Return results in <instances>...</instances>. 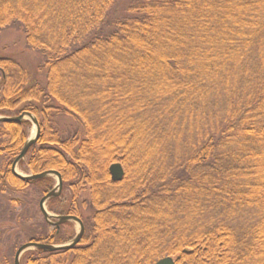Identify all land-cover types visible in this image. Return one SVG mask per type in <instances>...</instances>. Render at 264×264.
<instances>
[{
	"label": "trees",
	"instance_id": "1",
	"mask_svg": "<svg viewBox=\"0 0 264 264\" xmlns=\"http://www.w3.org/2000/svg\"><path fill=\"white\" fill-rule=\"evenodd\" d=\"M119 2L0 0V31L41 59L0 57V116L36 118L20 166L56 171L48 208L84 226L20 264H264V0ZM29 126L0 123V264L66 243L39 215L52 179L10 172Z\"/></svg>",
	"mask_w": 264,
	"mask_h": 264
},
{
	"label": "water",
	"instance_id": "2",
	"mask_svg": "<svg viewBox=\"0 0 264 264\" xmlns=\"http://www.w3.org/2000/svg\"><path fill=\"white\" fill-rule=\"evenodd\" d=\"M24 120H28L31 122L33 129L32 133L29 136V138L26 140L25 144L23 145L21 151L19 152L18 156L14 159V161L11 164V174L17 178L18 180L22 182H34L40 179L48 178L55 176L57 178V184L55 187L44 197L41 198L39 201V209L40 213L44 219V221L52 227H58L59 225L65 224V223H76L78 225V232L76 233L75 237L73 240H71L68 244L65 245H48V244H37V243H26L21 245L17 251L14 254L13 258V264H20V258L21 256L31 250H39L44 253H53L57 251H67L75 247L81 240L83 233H84V228L82 222L74 217V216H52L50 215L44 205L46 204L47 201H49L52 198H57L62 190V180L60 175L55 172V171H46L42 172L40 174L36 175H31V176H22L19 173L16 172V167L18 166L19 162L23 160V158L26 156V153L28 149L35 145L40 129L38 126V122L34 116H32L29 113H23L17 117H1L0 116V123H20ZM108 172L110 175V179L112 182H120L123 177H124V170L122 166L119 163H113L109 166ZM56 220V222H53V220ZM155 264H174V260L171 257H165L159 261H157Z\"/></svg>",
	"mask_w": 264,
	"mask_h": 264
},
{
	"label": "rangeland",
	"instance_id": "3",
	"mask_svg": "<svg viewBox=\"0 0 264 264\" xmlns=\"http://www.w3.org/2000/svg\"><path fill=\"white\" fill-rule=\"evenodd\" d=\"M124 1L125 0H120V2L115 6L116 10L118 12L122 11L123 7L125 6L124 3H126V2H124ZM0 57L11 58V59L15 60L16 62H18L21 66L27 68V70L30 72V74H33L34 76L38 75L36 67L39 64L41 59L39 58V56L36 52L31 51L28 48H26L25 43H24V39H23V35L19 31L12 30V29L0 31ZM39 75H41V74H39ZM37 78H39V76ZM17 115L19 116V114H16L15 116H17ZM32 129H33V126L30 124V126L28 128L30 135L32 133ZM25 171L26 170L23 169V167H21L20 165H18L16 167V172L22 176H27V175L31 174V172H28V170L26 172ZM50 178L52 179L53 186H55L57 184V178L55 176H52ZM86 197H87V195H85L84 197H81V199H84ZM61 199L64 202V204H67L69 201V195L67 193H65V194H63ZM44 207L50 215L58 216V215L54 214V212H51V209L48 208V204H45ZM56 208H58V207L55 206L54 209H56ZM58 211H60V209ZM39 215L41 216L40 211H39ZM83 218L84 219L86 218V213L83 214ZM53 222H56V220L54 219ZM53 228H55V227L49 226V229H48L49 233L54 230ZM77 232H78V225L76 223H73V222L69 223L68 226L62 227V229H61V235L64 239H66V243H68L70 240H72ZM66 243H64V244H66ZM58 245H61V244H58ZM173 258L175 259V257H173Z\"/></svg>",
	"mask_w": 264,
	"mask_h": 264
},
{
	"label": "flooded vegetation",
	"instance_id": "4",
	"mask_svg": "<svg viewBox=\"0 0 264 264\" xmlns=\"http://www.w3.org/2000/svg\"><path fill=\"white\" fill-rule=\"evenodd\" d=\"M83 228H84V226H83ZM81 239H82V238H81ZM80 241H81V240H80ZM79 243H80V242H79ZM79 243H78V244H79ZM78 244H77V245H78ZM77 245H76V246H77ZM73 248H74V247H73Z\"/></svg>",
	"mask_w": 264,
	"mask_h": 264
}]
</instances>
